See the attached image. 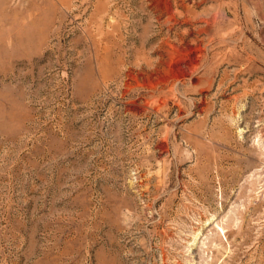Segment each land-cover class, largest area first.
<instances>
[{
  "label": "rangeland",
  "instance_id": "1",
  "mask_svg": "<svg viewBox=\"0 0 264 264\" xmlns=\"http://www.w3.org/2000/svg\"><path fill=\"white\" fill-rule=\"evenodd\" d=\"M0 264H264V0H0Z\"/></svg>",
  "mask_w": 264,
  "mask_h": 264
}]
</instances>
